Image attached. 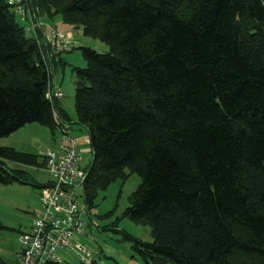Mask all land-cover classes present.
<instances>
[{
	"label": "trees",
	"instance_id": "trees-1",
	"mask_svg": "<svg viewBox=\"0 0 264 264\" xmlns=\"http://www.w3.org/2000/svg\"><path fill=\"white\" fill-rule=\"evenodd\" d=\"M31 5L110 45L80 46L87 65L73 67L93 153L86 203L129 168L142 181L125 215L151 227L152 242L135 239L147 264H264V0ZM51 81L42 47L0 0V138L72 122L47 97ZM7 161L44 167V154L0 144L1 183L45 185Z\"/></svg>",
	"mask_w": 264,
	"mask_h": 264
},
{
	"label": "rangeland",
	"instance_id": "rangeland-1",
	"mask_svg": "<svg viewBox=\"0 0 264 264\" xmlns=\"http://www.w3.org/2000/svg\"><path fill=\"white\" fill-rule=\"evenodd\" d=\"M16 18L23 26H28V22L23 20L20 15H16ZM52 20L60 28H62L61 23L67 24L62 21L61 16L58 14ZM67 25H69L68 28L73 29L71 35L75 37L78 44L72 50L59 54L61 56H58V58H62L63 61L53 66L52 78L54 76L53 80L57 81L56 87L64 93L60 100L72 116V122L65 124L66 132L78 137L81 131L78 129L79 124L76 122V73L73 67H85L87 65L80 46H90L98 51L107 52L110 50V45L99 38L85 35L81 26ZM51 26L49 24V27ZM62 29H66V27ZM61 134L62 130L60 128L53 133L44 124L30 122L10 135L1 137L0 143H14L19 150L43 154L47 149L57 145ZM80 136L82 135L80 134ZM80 146L81 144L78 145V149H80ZM92 160L93 153L85 151L82 155V165L88 166L92 163ZM9 162L14 167L26 169L30 174L31 181L44 182L46 179L48 180L46 166ZM125 171L127 173L125 178L118 177L105 189L99 188L97 190L92 205L87 204L85 201L84 187L77 189L81 194L78 201L87 205L84 216L88 222L86 232L80 236L79 240L85 245H89L94 252H98L97 264H147L141 253L135 248V239L152 242L151 227L148 224L138 223L125 215V210L130 205L129 197L141 183L142 177L129 168H126ZM40 189L32 184L19 182L5 184L0 182V224L8 225L6 229L0 230V249H2V253L7 259L21 245L18 240L21 230L29 225L37 212L42 210ZM57 253L65 262H79L77 256L72 252L59 249ZM13 261L2 262L8 264ZM169 264L173 263L170 262Z\"/></svg>",
	"mask_w": 264,
	"mask_h": 264
},
{
	"label": "built area",
	"instance_id": "built-area-1",
	"mask_svg": "<svg viewBox=\"0 0 264 264\" xmlns=\"http://www.w3.org/2000/svg\"><path fill=\"white\" fill-rule=\"evenodd\" d=\"M16 15L28 22L25 26L42 47V58L48 71L53 72L52 60L59 54L72 50L77 41L71 33L63 32L54 26L47 27V22L39 15V8H32L31 0H7ZM64 93L53 85L47 91L51 101L60 100ZM66 123L60 130L56 146L47 149L43 154L46 159L48 180L40 189L42 210L37 212L31 229L20 235L22 249L15 262L9 264H44L49 260L61 261L57 251L63 249L72 252L83 264H91L93 250L79 240L85 232L87 219L84 213L87 206L80 203L79 187H83L88 171L82 165L80 139L90 140L88 134L74 137L66 132Z\"/></svg>",
	"mask_w": 264,
	"mask_h": 264
},
{
	"label": "crops",
	"instance_id": "crops-1",
	"mask_svg": "<svg viewBox=\"0 0 264 264\" xmlns=\"http://www.w3.org/2000/svg\"><path fill=\"white\" fill-rule=\"evenodd\" d=\"M43 19L47 22V27L49 28V24L50 25H52V26H54L55 28H58V29H60V30H63V31H65V32H67V33H71V32H73V29H71V28H68L69 27V25H67V24H69V23H67V24H63V23H61L60 24V26H62V28H64V27H66V29H62V28H60L58 25V27L54 24V22H53V18L52 19H47L46 17H43ZM63 21V20H62ZM64 22V21H63ZM65 23V22H64ZM82 31H83V28H82ZM61 56V55H60ZM53 78H54V76H53ZM53 78H52V83H53V85H55L56 86V84H57V81H55V79L53 80ZM60 105L66 110V112L70 115V113H69V111H67V109L65 108V106H64V104H63V102H62V100L60 101ZM71 116V115H70ZM72 117V116H71ZM79 124V123H78ZM82 126L79 124V130L81 131V135L83 136L84 134H87L86 133V129H85V127L83 126V128H81ZM80 134H79V136H80ZM89 136V135H88ZM89 139H90V137H89ZM0 144H2V143H0ZM80 144H81V146H80V150H81V154L83 155V153L85 152V151H90V152H92V149H91V145H90V140H87V139H84L83 137H81V139H80ZM79 144V145H80ZM2 145H7V146H12V147H15L16 148V145H14V143H10V144H2ZM7 164H8V166H10V167H14L13 165H12V163L11 162H9V161H7ZM14 168H17V167H14ZM22 169H24V168H22ZM24 170H26V169H24ZM27 171V170H26ZM28 172V171H27ZM29 173V172H28ZM47 178H48V176H47ZM47 181V179L44 181V182H46ZM37 182H39V181H37ZM44 182H39V183H44ZM14 183H18V182H14ZM37 188V187H36ZM32 221H33V219H32ZM32 221L29 223V225L27 226V227H25V228H23L21 231H23L24 229H28V228H30V226L32 225ZM5 226H7L8 227V225H6V224H4ZM6 227V228H7ZM5 228V229H6ZM20 231V232H21ZM20 234V233H19ZM80 236L81 235H79V238H80ZM18 240H19V237H18ZM20 249H21V245H19V248L13 253V255L11 256V257H9L8 259L3 255V251H2V249H0V260H1V262H0V264H5L4 262H2V261H5V262H10V261H13V260H15L16 259V257H17V254H18V252L20 251ZM97 253L98 252H95V264H97Z\"/></svg>",
	"mask_w": 264,
	"mask_h": 264
},
{
	"label": "bare ground",
	"instance_id": "bare-ground-1",
	"mask_svg": "<svg viewBox=\"0 0 264 264\" xmlns=\"http://www.w3.org/2000/svg\"><path fill=\"white\" fill-rule=\"evenodd\" d=\"M84 167H86V166H84ZM83 187H84V186H83ZM86 206H87V205H86ZM32 224H33V223H32ZM87 225H88V223H87ZM31 227H32V225H31ZM31 227H30L29 229H31ZM86 228H87V227H86ZM29 229H24V230H29ZM24 230H23V231H24ZM85 232H86V229H85ZM85 232H84V233H85ZM84 233H82V234H84ZM82 234H80V235H82ZM19 242H20V238H19ZM20 244H21V242H20ZM87 246L89 247V245H87ZM21 249H22V244H21ZM21 249H20V250H21ZM19 252H20V251H19ZM19 252H18V254H19ZM93 252H94V251H93ZM18 254H17L16 259H15L13 262H15V261L17 260V258H18ZM94 259H95V252H94V258H93V260H94ZM78 261H79V260H78ZM79 262H80V261H79ZM11 263H12V262H11ZM92 263H93V261H92ZM92 263H91V264H92ZM8 264H9V263H8Z\"/></svg>",
	"mask_w": 264,
	"mask_h": 264
}]
</instances>
